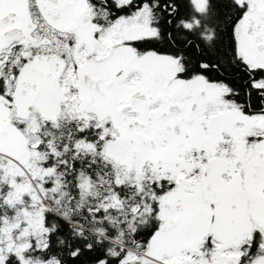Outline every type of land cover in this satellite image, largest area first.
<instances>
[{
	"label": "snow or ice",
	"instance_id": "snow-or-ice-1",
	"mask_svg": "<svg viewBox=\"0 0 264 264\" xmlns=\"http://www.w3.org/2000/svg\"><path fill=\"white\" fill-rule=\"evenodd\" d=\"M0 264H264V0H0Z\"/></svg>",
	"mask_w": 264,
	"mask_h": 264
}]
</instances>
